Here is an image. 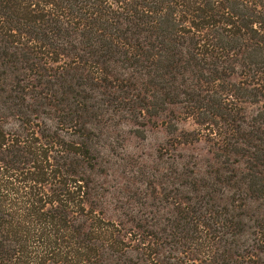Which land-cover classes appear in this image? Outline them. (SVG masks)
<instances>
[{
  "label": "trees",
  "instance_id": "obj_1",
  "mask_svg": "<svg viewBox=\"0 0 264 264\" xmlns=\"http://www.w3.org/2000/svg\"><path fill=\"white\" fill-rule=\"evenodd\" d=\"M180 119L218 169L110 218L90 135ZM0 264H264V0H0Z\"/></svg>",
  "mask_w": 264,
  "mask_h": 264
},
{
  "label": "rangeland",
  "instance_id": "obj_2",
  "mask_svg": "<svg viewBox=\"0 0 264 264\" xmlns=\"http://www.w3.org/2000/svg\"><path fill=\"white\" fill-rule=\"evenodd\" d=\"M261 107L247 105L246 110L255 114ZM175 124L178 130L174 133L161 124H149L143 128L145 136H140L134 132L135 125L123 122L102 135L98 131L90 135L96 164L91 177L94 187L105 196L102 207L110 218L130 211L148 215L158 210L165 198L172 201L183 181L177 179L178 171L191 180L192 171L207 177L218 169L207 139L184 143L192 138L184 133L198 129L195 122L180 119Z\"/></svg>",
  "mask_w": 264,
  "mask_h": 264
}]
</instances>
